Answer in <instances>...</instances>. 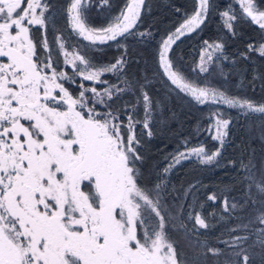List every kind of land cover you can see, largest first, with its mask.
Here are the masks:
<instances>
[{
  "label": "snow or ice",
  "instance_id": "1",
  "mask_svg": "<svg viewBox=\"0 0 264 264\" xmlns=\"http://www.w3.org/2000/svg\"><path fill=\"white\" fill-rule=\"evenodd\" d=\"M145 7L146 0H124L119 6L112 0H65L72 35H54L50 41V0H0V264H177L164 231L176 206L168 202L166 185L145 181L143 140L154 137L157 117L166 119L165 111L175 118L168 108L173 100L215 109L197 124L208 121L203 132L217 147L209 152L205 146L189 147L190 138L181 139L164 157L159 181L190 159L218 165L232 144L233 123L253 113L264 117V97L231 94L233 87H259L264 93V72L253 67L245 84L246 69L241 70L232 84L228 77L233 73L224 70L225 63L235 67L240 61L251 63L253 55L264 58V0H238L239 11L231 0L223 11L218 0H192L190 10L173 6L181 19L158 40L151 25L141 30ZM92 8L103 12V23L92 21ZM213 15L234 39L236 25L249 18L258 26L259 39L243 51L227 53L226 37L217 35L191 50L194 58L174 56L178 42L202 33ZM42 29L37 38L35 31ZM73 37L83 42L82 52L80 44L71 43ZM130 40L155 42L151 76L146 70L129 73L130 64L140 63L133 59ZM53 45L62 58H52ZM113 45L119 56L98 59ZM107 75L113 80L102 79ZM260 127L264 139V120ZM224 167L236 173L235 183L225 188L231 193L240 185L239 202L230 203L223 191L208 192L206 200L222 202L226 213H247L248 223L230 229V239L222 241L231 250V264H255L257 258L264 264V165L257 169L241 154ZM206 188L194 182L184 198L191 197L194 205L197 192ZM189 216L196 226L209 228L199 212ZM153 218H159L158 231L144 227ZM237 231L247 234L233 235ZM208 253L222 255L217 248Z\"/></svg>",
  "mask_w": 264,
  "mask_h": 264
},
{
  "label": "trees",
  "instance_id": "2",
  "mask_svg": "<svg viewBox=\"0 0 264 264\" xmlns=\"http://www.w3.org/2000/svg\"><path fill=\"white\" fill-rule=\"evenodd\" d=\"M124 0H112L116 6L121 5ZM229 0H218L220 4V11L224 10L225 4ZM236 5V10L239 11L238 1L231 0ZM54 6L52 16L54 21L50 22L51 27L47 29L48 39L51 41L54 35L71 36L68 31L66 16L64 14L63 5L65 0H50ZM192 0H146V7L142 9L143 24L141 30L148 29L152 26V30L157 32L156 40L159 39V33H163L170 29L181 19L179 14L173 11V6L182 9L191 8ZM92 21L96 24L103 23V12H98L96 8H92L89 13ZM247 17H243L236 25L239 35L237 38L228 36L222 29L223 21L219 16L213 15L207 21L202 33L189 36L178 42L173 51V55H183L186 60L190 57V52L193 49H198L199 44L204 39H215L217 35H223L227 40V53H236L243 51L248 42L259 39L258 26L248 22ZM53 28L57 31L54 33ZM42 30L35 31V36L38 38ZM73 45L80 44V51H83L82 41H78L75 37L72 38ZM130 49L134 47L135 51L132 53L133 59H139L140 63H132L129 65V73L139 75L141 71L146 70L149 76L152 75V70L155 69V63L152 58V53L155 49V42L138 44L133 41L128 42ZM115 46L109 47L102 53L98 59L105 61L110 60L120 53L114 50ZM75 48L68 49V51H75ZM52 58L55 59L58 55L62 58L63 53L57 52L56 45L52 47ZM253 67L258 68L264 72V58L258 55L252 56V62L240 61L235 67L231 64H224L226 72L233 73L229 76V81L234 84L237 77L235 73L245 70L244 83L247 84L251 78ZM102 79L109 81L113 80L111 75L103 76ZM79 82V81H78ZM222 83V81H218ZM259 84V81H257ZM85 85L92 86L91 82H85ZM66 87L73 92L74 95L78 94L79 89L74 85L65 84ZM98 88L101 85L96 84ZM158 87V85H157ZM232 95L248 96L255 100H260L264 97L259 87L253 90L251 87L244 89L232 88ZM126 101L131 100V97H125ZM172 111L175 112V118L169 116L168 111L164 112L166 119L161 120L157 117L158 123L154 126V137L149 141L143 140L144 148L143 153L145 160L143 162L142 171L144 173L145 181L149 184L158 182L166 185L165 194L168 202L176 207L173 208L170 216L166 220L165 235L166 243L170 244L174 249L177 256V264H231L229 259L230 249L222 241L230 239V229H236L240 226L247 224V213L239 209L226 213L223 211L222 202L212 204L206 200L208 192L223 191L229 196V202H239L242 195V188L236 185L235 190L227 193L225 186L233 185L235 181L233 177L236 175L232 168L224 167L230 160H235L238 156L243 154L244 160L247 163L251 159L252 163L259 169L264 165V139L261 138V121L264 117L259 114L253 113L251 116H241L238 122L233 123L230 131V139L232 140L231 146L219 158L218 165L201 166L198 159H190L176 167L170 175L161 176L159 181H156V174L161 172L166 167L164 159L169 153L174 152L178 142L184 138H190L191 144L189 147L205 146L206 150L211 152L217 145L210 137L203 132V129L208 127V121L203 120L202 123L197 124L203 115L209 114L210 111L215 109L211 104L204 107H196L188 103L186 100H173L169 105ZM225 111H229L232 116L237 115L236 110L227 109L222 106ZM184 150V149H181ZM196 182L198 185L207 186L206 190L197 192V201L193 205L191 197L184 198V190L189 185ZM195 191V190H194ZM236 199L233 200L232 198ZM223 196H221V201ZM183 204L181 209L179 206ZM193 205V207H189ZM193 214L199 212L206 222L210 225L209 228L203 229L195 225L194 218H190L189 213ZM159 218H153L144 227L150 231L160 230L158 227ZM244 231H237L233 235H246ZM209 248L220 249L222 255L213 256L208 253ZM259 264V259L255 261Z\"/></svg>",
  "mask_w": 264,
  "mask_h": 264
},
{
  "label": "rangeland",
  "instance_id": "3",
  "mask_svg": "<svg viewBox=\"0 0 264 264\" xmlns=\"http://www.w3.org/2000/svg\"><path fill=\"white\" fill-rule=\"evenodd\" d=\"M238 1V0H237Z\"/></svg>",
  "mask_w": 264,
  "mask_h": 264
}]
</instances>
